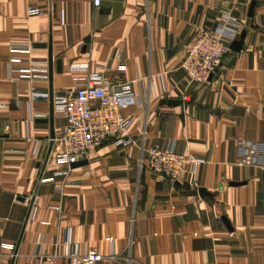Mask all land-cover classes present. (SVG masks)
I'll list each match as a JSON object with an SVG mask.
<instances>
[{
	"label": "crops",
	"instance_id": "crops-1",
	"mask_svg": "<svg viewBox=\"0 0 264 264\" xmlns=\"http://www.w3.org/2000/svg\"><path fill=\"white\" fill-rule=\"evenodd\" d=\"M224 10L241 29L201 84L182 62ZM15 42L48 64L51 48L52 81L9 74L12 57H27ZM104 63L143 103L121 109L133 142L119 133L68 167L61 142L51 147V94L73 97ZM65 123L54 109L56 134ZM169 139L203 157L195 173L191 162L176 181L141 167ZM238 139L262 143V160L237 165ZM69 229L72 252L103 256L91 264H264V0H0V264H82L66 255Z\"/></svg>",
	"mask_w": 264,
	"mask_h": 264
},
{
	"label": "built area",
	"instance_id": "built-area-1",
	"mask_svg": "<svg viewBox=\"0 0 264 264\" xmlns=\"http://www.w3.org/2000/svg\"><path fill=\"white\" fill-rule=\"evenodd\" d=\"M94 5L100 7L101 0H94ZM30 10V13H35ZM241 24L232 10L222 12L220 22L214 30H202L191 44L187 56L182 62V68L191 79L206 84L221 66L225 55L230 50V44L239 34ZM34 46L31 43L15 42L10 45L14 54H25L27 57L14 56L9 62V74L17 72L20 77L27 79L49 77V64L46 61H37L30 56ZM15 63H26L16 67ZM100 71L90 72L83 81L78 83L75 95L68 97L59 95L54 98V109L66 118V123L58 130L56 138L63 145L58 162L71 167L73 163L87 158L88 153L107 139L123 133L118 143L128 145L133 142L129 137L134 126V118L126 117L121 109L127 105L138 103L143 105L139 97L134 96L131 81L124 77L113 81L108 73V65L100 64ZM34 96H48L47 93L34 92ZM187 99V95L184 96ZM9 129V126H6ZM146 137V130L142 134ZM238 150L236 164L252 166L262 160V143L238 139L235 141ZM193 164L195 173L199 164L204 162L203 157L184 154L177 149V141L169 139L164 146L151 147L147 157H142L141 167L145 166L154 174L165 176L172 181L178 180L184 172L185 164ZM33 202V201H32ZM31 204L32 217L36 216V208ZM47 224H50L47 222ZM41 237V236H39ZM112 240V238H108ZM71 230H68V239L65 242L66 255L73 256L76 263L91 264L102 259V255L95 249L71 251ZM38 249V250H37ZM36 249V255L43 257L41 248ZM51 264H58L53 262Z\"/></svg>",
	"mask_w": 264,
	"mask_h": 264
},
{
	"label": "water",
	"instance_id": "water-1",
	"mask_svg": "<svg viewBox=\"0 0 264 264\" xmlns=\"http://www.w3.org/2000/svg\"><path fill=\"white\" fill-rule=\"evenodd\" d=\"M254 6H255V3L253 2L251 7H250V11H249V15L250 16L253 15ZM35 46L44 47L46 45L44 43L43 44L42 43H36ZM53 67H54V57H53V54H52V50L50 48V53H49V76H50V81H52V79H53ZM56 69H57L58 72L62 71V61L60 59H58L56 61ZM171 102L173 104H179L180 103L179 100H173ZM53 119H54V100H53V97H52V94H51L50 117H49V119H47V120H50V124H51V135H50V137H51V147L54 144V141H55V138H56V132H55L54 124H53ZM44 120H46V119H44ZM51 147H50V149H51ZM86 162H87L86 160H81V161L73 163L71 167L81 166V165L86 164ZM202 193H206V191L202 190ZM28 216H29V214H28ZM20 240H21V238H20ZM17 250L18 249H16V253H17ZM11 264H14V260L12 261Z\"/></svg>",
	"mask_w": 264,
	"mask_h": 264
}]
</instances>
